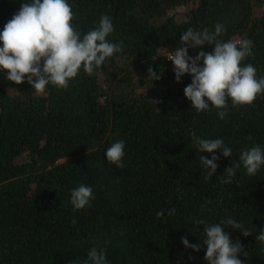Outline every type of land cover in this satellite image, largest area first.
I'll list each match as a JSON object with an SVG mask.
<instances>
[{
    "label": "trees",
    "instance_id": "16d2710c",
    "mask_svg": "<svg viewBox=\"0 0 264 264\" xmlns=\"http://www.w3.org/2000/svg\"><path fill=\"white\" fill-rule=\"evenodd\" d=\"M25 2L0 0V32ZM68 3L82 35L108 15L114 26L108 39L122 41L123 51L94 75L81 71L66 90L50 85L43 96L0 73V264H83L92 247L105 250L108 264H207L200 219L240 223L251 236L221 226L244 246L245 264H264V243L256 240L264 229V166L248 176L241 165L231 184L222 182L245 147H264V96L250 107L232 108L229 101L223 120L215 109L197 113L184 96L191 77L176 83L166 59L188 28L211 31L223 23L218 39L252 40L253 55L244 63L264 77V0ZM201 50L213 47L188 54ZM149 66L162 71L160 80L147 79ZM193 132L222 138L232 149L229 158L216 153L211 178L200 162L211 155L194 146ZM117 140L125 143L122 168L105 156ZM80 184L92 188L94 199L74 210L70 194ZM182 237L201 250L186 249Z\"/></svg>",
    "mask_w": 264,
    "mask_h": 264
},
{
    "label": "clouds",
    "instance_id": "9594fccd",
    "mask_svg": "<svg viewBox=\"0 0 264 264\" xmlns=\"http://www.w3.org/2000/svg\"><path fill=\"white\" fill-rule=\"evenodd\" d=\"M73 19L74 12L68 0H30L22 3L0 32V73H4L5 79L12 85L26 82L36 95L43 96L50 85L66 90L81 71L94 75L109 58L123 51L122 41L117 44L108 39L114 32L108 15H102L98 25L83 35L71 23ZM225 32L223 23H216L211 31L208 28H188L180 35L182 46L166 57L173 65L176 83L185 75L191 77V83L184 88V96L192 109L197 113L215 109L221 120L228 115L229 101L232 108L250 107L264 96V77L257 76V69L251 63H244L247 57L253 55L252 40L243 38L223 42L218 38ZM205 45L212 46L213 51L201 50L195 57L189 56L190 48L203 49ZM161 75L162 71L158 74L149 66L147 79L158 81ZM148 101L154 105L159 103ZM191 136L194 146L201 153L211 155L210 159L200 156L206 170L205 178H211L218 168L216 153L229 158L232 149L225 145L222 138L201 139L194 132ZM124 149V141L113 142L105 153L107 161L122 168ZM241 165L248 176L256 175L264 166V147L259 144L245 147L239 156V163L226 168V178L222 182L231 184ZM70 195L74 210L84 209L94 199L92 188L84 184L72 189ZM174 213V208L169 209L168 215ZM163 215V210L157 213L158 217ZM195 223L203 226L204 260L207 264H245L239 258L242 252L244 257L247 255L244 246L239 240L234 243L221 225L226 223L234 230L242 229L239 232L244 237L251 236L250 231L233 219L214 225L203 219ZM256 240L264 243V229ZM181 243L193 252L202 248L200 243L190 244L186 237L181 238ZM87 257L83 264H108L103 248L92 247Z\"/></svg>",
    "mask_w": 264,
    "mask_h": 264
},
{
    "label": "rangeland",
    "instance_id": "374dc122",
    "mask_svg": "<svg viewBox=\"0 0 264 264\" xmlns=\"http://www.w3.org/2000/svg\"><path fill=\"white\" fill-rule=\"evenodd\" d=\"M193 6H194V4L189 3L188 5L185 6V9H187V8H191V7H193ZM170 13H171V11H170Z\"/></svg>",
    "mask_w": 264,
    "mask_h": 264
}]
</instances>
